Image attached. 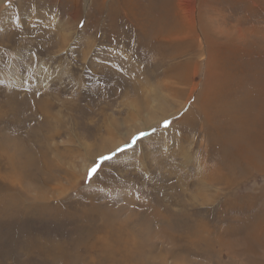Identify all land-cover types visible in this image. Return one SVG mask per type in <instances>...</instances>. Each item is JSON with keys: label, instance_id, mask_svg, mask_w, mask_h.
<instances>
[{"label": "rangeland", "instance_id": "374dc122", "mask_svg": "<svg viewBox=\"0 0 264 264\" xmlns=\"http://www.w3.org/2000/svg\"><path fill=\"white\" fill-rule=\"evenodd\" d=\"M146 1L0 0V199L23 210L0 216V264H264V172L221 156L204 116L208 88L230 80L206 66L205 46H237L239 98L264 60V0L225 12L237 42L207 22L208 43L168 52L140 16ZM140 131L151 135L88 180Z\"/></svg>", "mask_w": 264, "mask_h": 264}, {"label": "bare ground", "instance_id": "6f19581e", "mask_svg": "<svg viewBox=\"0 0 264 264\" xmlns=\"http://www.w3.org/2000/svg\"><path fill=\"white\" fill-rule=\"evenodd\" d=\"M154 1H155V4H154L153 8H149V5H147L148 2L147 3L145 2V4H139L136 6H140V5L143 6V8L141 9V15H140L142 19H143V17L144 18L147 17L149 12H150V15H152V18L150 21H152V22L154 21V23H155L154 28H153L154 31L152 29H150L154 32V34L151 32L153 35V36L151 35L153 41L155 40L156 42H166L168 44L173 45V46L167 45V49H166L167 52L169 50H171L172 48L174 49V47H175L174 45L187 46L190 48L191 47L190 43L192 44L196 40H198L200 42L202 41L203 43H208L210 41L211 37L208 34L209 29H208V25H207L208 23L207 22L211 23V25H216L217 31L215 33H220V35L222 37L225 36V38L228 37L230 41L237 42V27L236 26L232 27L235 30V33L227 31L228 34H233V35H231V37L228 35H225V31H221V29H220V25L226 26L225 21L227 20V18H229V17H227L228 15H225V12H229V13L233 12L234 13L238 10L239 7L237 6V2L235 0H231V1L154 0ZM244 1L250 5L260 4V0H244ZM133 5H135V3ZM144 5H145V7H144ZM134 7L135 6H132V9ZM251 10H252V12L255 11L254 8H252ZM137 11H139V10H136V12ZM134 12H135V10H134ZM132 14H133V12H132ZM135 19L132 20L131 23H132V25H134L137 28V25L139 23L141 24V21L138 23V21ZM137 19H139V18H137ZM134 21H135V23L133 24ZM142 21H143L142 24H144V20H142ZM147 25L149 26L150 24L147 23ZM142 26L144 27V25H142ZM142 26H141V28H142ZM145 28H146V25H145ZM122 31H124V29ZM141 31H142V29H141ZM145 31H146V29H145ZM146 32L142 31L139 33V35L142 36L143 38L144 37L147 38L149 36V34ZM148 32H150V31H148ZM124 33H125V31H124ZM153 41L150 40V42H152V43H153ZM136 47H137V45H136ZM163 47L164 46H158V47H152V48L154 49V51L159 53ZM196 47H195V49H196ZM205 47L207 50L206 66H208L210 61H211V65L215 71V74H218V75H221L224 77L228 76L230 78V80H228V78H227V81H225V83L223 85L220 83L218 88H215V89H213V87H211L210 89L208 88L210 93L216 94V95L211 96V98L209 99V102L213 103V105L208 106V104H207V107H205V110H204V116H205V119L207 120V123H210L211 121H213V119H215V121H213V128L210 126L211 124L209 125V127L215 133H213V132L209 133V131L207 133L210 136H212L214 134H216V136H219L220 143L223 146V149H222L223 151L220 149L223 152V153L221 152L222 153L221 156L225 153V155H226L225 157H227V160H230L232 162L234 161V163H237L236 164L237 167L244 164L247 168L250 167V169L257 170L258 172H264V166H262V168L260 166L262 163H264L263 162L264 161V60L260 57L255 59V64L253 65L255 67V73L253 76V81L251 83L247 82L244 84L245 91L243 92V95H241L238 98L240 93L237 92V54H235L237 51V46H233L235 48V52L233 54H231V52H230V54H228L229 53L228 52L227 56H224V57H222V54H220L219 51L216 54V51L208 49V47H210V46H205ZM218 47H220V46H218ZM189 50H192V49H189ZM222 50H224V49H222ZM162 51H164V50H162ZM195 51H197V50H195ZM263 53H264V48H263ZM170 54H171V52H170ZM167 55H169V53H167ZM177 55H179V54H177ZM197 55H194V56H197ZM149 58H150V56H149ZM163 61H164V59H163ZM184 62H186L185 66L188 68L189 62L188 61H184ZM157 63L158 62H156L155 64H157ZM162 63H164V62H162ZM166 63H167V61H166ZM190 63H191V61H190ZM194 64H195V62H194ZM177 67H181V66L177 65ZM177 67H175V69ZM191 67H190V70H191ZM193 67H195V65ZM175 69H174V65H173L170 68V73H172ZM175 72H177V70H175ZM187 72H189V71H187ZM193 73H196L195 68H193ZM186 74H188V73H186ZM188 76H189V74H188ZM173 77L176 78V76H174V75H173ZM182 80H183V78H182ZM188 81H186V83H183V82L180 83L179 80H176L175 82L177 84L187 85L189 83ZM192 88H193V86L190 87V89H192ZM219 92L222 96V101H221V99L218 100L217 95ZM222 94H224V95H222ZM237 98L243 104L242 105V109H243L242 114L237 113ZM206 102H205V104H206ZM212 111L214 113H211ZM210 113L212 114V116L213 115H215V116L213 118H211L209 115ZM222 126L223 127L225 126L224 129L222 128ZM214 147H216V146H214ZM215 152H217V151H215ZM215 159H213V160H215ZM218 159H216V161ZM221 159H222V157H221ZM222 161H224V160H222ZM218 162H220V161H218ZM27 164H28V162L27 163L26 162L18 163L16 166H21V167L17 168L16 166H13L12 169L16 170V172H14V171L13 172L14 173L18 172L21 176L22 172L26 170ZM198 164H199V167L201 168L202 163L201 164L198 163ZM236 165L234 164L235 167H236ZM232 167H233V165H232ZM228 169L231 170L230 168H228ZM16 177H17V175H16ZM21 178H22V176H21ZM17 179H20V178H17ZM216 179H217V177H216ZM24 190H23V193H24ZM7 200H8V198H7ZM11 200H13V199H11ZM15 204H16L15 201H12L10 203V202L6 201L5 198L0 199V216H10L12 213H14L17 216H18V214L20 215V213L23 212L22 208L20 209V207H22V204H21V206L18 204L20 207L16 206ZM23 208H24V206H23ZM25 213H27V212H25Z\"/></svg>", "mask_w": 264, "mask_h": 264}, {"label": "snow or ice", "instance_id": "6c2138e0", "mask_svg": "<svg viewBox=\"0 0 264 264\" xmlns=\"http://www.w3.org/2000/svg\"><path fill=\"white\" fill-rule=\"evenodd\" d=\"M10 0H5V7H8ZM84 22L81 21V27ZM171 120L165 119L162 123V127L164 129L169 128L171 125ZM153 133L156 131L155 128L151 130ZM151 133L147 131H140L134 134L130 140L124 142L121 145H118L115 149H113L109 154L101 155L98 157L97 161H94L93 166L88 170V180L91 181L99 171L102 170V167L106 162L112 161L114 158H118L119 154L127 152L129 149L135 150L136 147L139 146L144 141L145 137H150Z\"/></svg>", "mask_w": 264, "mask_h": 264}]
</instances>
